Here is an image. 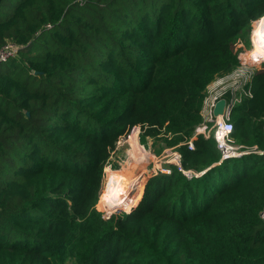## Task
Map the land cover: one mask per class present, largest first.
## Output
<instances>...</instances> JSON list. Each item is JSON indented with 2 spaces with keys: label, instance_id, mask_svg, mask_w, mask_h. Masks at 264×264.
Returning a JSON list of instances; mask_svg holds the SVG:
<instances>
[{
  "label": "trees",
  "instance_id": "trees-1",
  "mask_svg": "<svg viewBox=\"0 0 264 264\" xmlns=\"http://www.w3.org/2000/svg\"><path fill=\"white\" fill-rule=\"evenodd\" d=\"M263 19L264 0H18L0 20V49L18 47L0 71V264H264L263 158L218 164L212 138L184 144L207 87L240 62L253 74L231 137L264 150ZM134 127L182 171L104 218L103 168Z\"/></svg>",
  "mask_w": 264,
  "mask_h": 264
},
{
  "label": "rangeland",
  "instance_id": "rangeland-1",
  "mask_svg": "<svg viewBox=\"0 0 264 264\" xmlns=\"http://www.w3.org/2000/svg\"><path fill=\"white\" fill-rule=\"evenodd\" d=\"M17 1L18 0H15L14 4H16ZM14 4L10 6L6 5L4 6V8L1 9L0 20H2L7 16L11 7ZM253 25L254 23L252 24V28ZM250 49H251L250 35H249V47H246L243 43L240 46L234 47V51L241 50V52L243 53L248 52ZM7 63L8 62L0 64V71L5 69ZM239 71H242V73L239 74ZM251 74L253 73H251V70L249 68L247 69L243 68L242 64L238 62V65L236 66L235 70L215 78V80L209 85V88L206 89V97L212 94L213 90H211L212 89L211 86L216 88L217 86H214L217 85L216 82L221 81L219 82L220 83L219 86L220 87L225 86V90H226V92L223 94V98L224 95L230 91L231 92L230 96H232L234 100H238L240 95L239 94L240 90L249 80ZM129 135H132L131 145L133 148L131 147V145L128 144L127 141L128 135L125 134L121 136L118 139L114 150L111 152L110 157L108 158L103 168L102 184L95 208L98 212L102 214L104 218H107L113 214L129 213L141 200L147 182L156 176L154 175L153 171L157 168L165 166V162L167 160L165 151L170 148L164 147L163 142L152 138L142 137L139 127H134L133 129H131ZM144 169L148 173V178L142 187V192L137 203L131 208L132 198L130 199L129 196H127L128 198L125 200V204H129L128 211L125 209L123 210L121 208H112L110 200L107 197V193L109 194V192L113 191V194L115 195H112V199L121 202L125 194L124 192H126L127 194L129 193L132 186L136 184V181L138 180L141 171ZM134 178H137V180L134 181ZM132 181H134V183L131 186ZM64 264H74V263L72 262L71 259L67 258L64 261Z\"/></svg>",
  "mask_w": 264,
  "mask_h": 264
},
{
  "label": "built area",
  "instance_id": "built-area-1",
  "mask_svg": "<svg viewBox=\"0 0 264 264\" xmlns=\"http://www.w3.org/2000/svg\"><path fill=\"white\" fill-rule=\"evenodd\" d=\"M18 54V47L15 43L7 42L0 49V64L5 63L9 59L16 57ZM252 75V74H251ZM251 77V76H250ZM249 77V79H250ZM221 81L216 82V88L211 86L213 90L212 94L205 97L202 108L201 117L202 122L195 128L193 135L187 139L184 144L187 145L188 150H193V139L194 137L201 135L204 138H212L215 143V148L219 153V162L240 158L249 154H256L264 160V150H259L256 147H242L236 145L231 137L232 124L229 120V115L224 111L221 116H214L213 110L218 100L223 98V94L226 92L225 86L220 87ZM209 86L207 87V89ZM236 101V100H235ZM166 152L165 166L157 168L153 171L154 175L159 173L169 174L170 166H174L178 171L181 169V155L175 150L170 148ZM186 176L190 177V173L184 172ZM202 173V172H201ZM200 173V174H201ZM260 220L264 223V207L259 213Z\"/></svg>",
  "mask_w": 264,
  "mask_h": 264
},
{
  "label": "bare ground",
  "instance_id": "bare-ground-1",
  "mask_svg": "<svg viewBox=\"0 0 264 264\" xmlns=\"http://www.w3.org/2000/svg\"><path fill=\"white\" fill-rule=\"evenodd\" d=\"M260 24H261V26L264 28V19L261 21ZM251 42H252V44L255 46V43H254V41H253V38H251ZM243 68H246V69L249 68V69L251 70V73H253V69H252L251 67L243 66ZM241 73H242V71H239V74H241ZM127 138H128V139H127L128 144L131 145L132 135H128ZM131 147H132V145H131ZM132 148H133V147H132ZM132 150H134V149H132ZM136 151H137V150H136ZM142 176H145V177L148 178V173L146 172L145 169L141 171L138 180H137V178H134V181H135V180H137V181H136V184L133 185V186H132V184L134 183V181H132V183H131L132 188H131V190L129 191V193L127 194L126 192H124L125 194H124V197H123V199H122L123 202H122V201L120 202V201H118V200L112 199V195H115V194H113V191L109 192V194L107 193V197H108V199L110 200V203H111V205H112V208H121V209H123V210L125 209V210H127V211L129 210V204H125V200L128 198L127 196H129L130 199L132 198L133 191H134V189L136 188V185L139 183L138 181L141 180ZM129 188H130V187H129ZM111 190H112V189H111ZM132 202H133V199H132ZM132 202H131V206H132Z\"/></svg>",
  "mask_w": 264,
  "mask_h": 264
},
{
  "label": "water",
  "instance_id": "water-1",
  "mask_svg": "<svg viewBox=\"0 0 264 264\" xmlns=\"http://www.w3.org/2000/svg\"><path fill=\"white\" fill-rule=\"evenodd\" d=\"M234 103H235L234 98H231L229 101H226V99L224 98L218 100L213 110L214 116H221L224 113V111L228 115H230L231 108L233 107Z\"/></svg>",
  "mask_w": 264,
  "mask_h": 264
},
{
  "label": "crops",
  "instance_id": "crops-1",
  "mask_svg": "<svg viewBox=\"0 0 264 264\" xmlns=\"http://www.w3.org/2000/svg\"><path fill=\"white\" fill-rule=\"evenodd\" d=\"M141 170V169H140Z\"/></svg>",
  "mask_w": 264,
  "mask_h": 264
}]
</instances>
